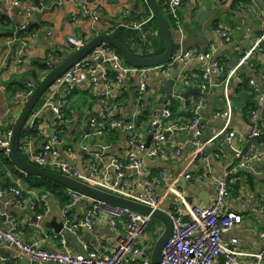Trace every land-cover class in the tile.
Segmentation results:
<instances>
[{"label": "crops", "instance_id": "crops-1", "mask_svg": "<svg viewBox=\"0 0 264 264\" xmlns=\"http://www.w3.org/2000/svg\"><path fill=\"white\" fill-rule=\"evenodd\" d=\"M21 1L36 4L41 9L28 18L10 5V0H0V126L4 128H12L24 106L22 100L14 98L15 93L23 91L29 81L35 85L38 83L28 74L29 70L33 68L36 73L43 75L41 79L46 74L32 63L44 60L54 65L58 56L61 57L59 61L66 58L73 52L68 37H81L88 41L97 34L110 33L116 27H123L120 23L124 21L140 24L150 17V20L143 23L145 26H141L142 30L124 28L137 33L138 40L133 46L137 52L141 45L149 44L151 47L149 36L157 35L151 21L152 13L144 0H46L41 4L40 0ZM81 3L98 12L97 22L73 16ZM179 14L183 24L189 19L199 35L206 29L213 32V41L200 49H213L212 61L225 66V72L221 76L213 74L211 79L218 85L201 94L204 98L202 149L197 151L191 144L189 130H175L171 140L161 146L157 157H144L145 170L150 175H155L158 171L165 175L163 185L155 189L161 209H166L169 213L179 212L184 221H189L192 219V207H205L213 203L216 180L237 161L235 150L253 146L257 157L250 162L248 168L230 177V188L224 199L225 207L240 214L242 220L224 233L223 239L226 241L237 238L235 248L244 254L236 256L238 264H264V259L257 262L254 257L246 255L256 253L264 247V214L255 209L259 202L264 201V154H261L264 151V119L259 117L260 137L249 138L250 111L257 105L258 92L264 90V54H254L247 64L230 72L263 29L264 0H185L179 7ZM26 21L30 34L23 47L21 41L25 33L21 30L18 40L9 33L15 32ZM145 28H152L154 34L143 36ZM218 29L228 33L230 39L225 40L219 35ZM172 31L175 38H178V34L173 29ZM151 49L153 50L152 47ZM204 65L199 60H190L186 65L183 62L176 63L172 71L150 73L137 123L140 141L145 143L149 119L162 111L167 100H170L172 112L169 122H188L189 109L197 94L190 95V103L187 105L182 97H167L162 86L167 76L175 78L186 73L191 78L181 88L174 90V93L199 88V77ZM226 75L229 77L225 78ZM138 81V77L133 76L126 83L128 93L122 111L125 117L133 105V94ZM71 103L78 110H89L93 99L89 95L75 92ZM222 112L228 114L216 116ZM50 121V115L39 119L37 133L28 136L26 147L22 143V153L27 158V146L32 151L38 150L51 133ZM74 132V129H68L61 134L64 142L61 155L73 166L83 169L88 160L80 151L77 142L79 135ZM229 132L234 135L228 140L226 136ZM98 142L111 144L107 154L109 157L121 160L126 157V137L123 133L109 132ZM32 182L26 175L14 172L0 161V226L5 229L10 227L5 213L10 214L18 223L16 234L23 241L37 243L48 250L60 249L61 237L65 238L67 247L73 253H84L85 245L107 254L115 248L119 235L101 216L96 219L92 230L81 228L76 232L64 230L56 234L52 226L61 222V206L51 196L39 193ZM12 188L21 190L20 203H17ZM88 205L87 199L75 201L70 206L72 219L81 220ZM38 214L41 218L37 217ZM153 234L151 231L144 233L140 239V243L149 249V258L161 233L151 242ZM224 260L222 255L219 261L223 263ZM15 262V251L0 241V264ZM21 264L32 263L24 260Z\"/></svg>", "mask_w": 264, "mask_h": 264}, {"label": "built area", "instance_id": "built-area-1", "mask_svg": "<svg viewBox=\"0 0 264 264\" xmlns=\"http://www.w3.org/2000/svg\"><path fill=\"white\" fill-rule=\"evenodd\" d=\"M44 1L46 0H40V4ZM160 1L164 6L172 29L178 34V39L181 41L185 32L179 7L185 0ZM10 5L16 7L21 15L28 18L41 9V6L21 0H10ZM73 16L89 20L92 23L99 19L98 12L89 8L85 3L79 5ZM143 23L124 21L120 25L129 29L142 30L141 25ZM19 28L23 34L25 33L21 41L24 47L30 34L27 21L21 23ZM143 32L145 37L154 34L152 28H145ZM218 33L225 40L230 39L225 31L218 29ZM68 43L74 51L82 47L85 40L81 37L71 36L68 37ZM212 53L213 49L193 48L184 54L177 50L174 51L172 59L168 63L138 68L127 64L112 46L102 44L93 48L85 57L60 75L34 106L26 122L25 132L33 129V127L36 129L38 120L50 115L51 133L42 142L38 150L32 151L27 146L28 160L36 166L126 197L152 209H161L155 189L163 185L165 175L162 171H158L155 175L148 174L145 170L144 157H157L161 146L171 140L175 130H189L191 144L197 151L202 149L203 126L201 121L204 98L201 94L197 95L190 106L189 120L186 123L169 122L172 112L170 100H167L162 111L149 119L147 123V134L152 133V138L148 147H144V143L138 139L137 123L143 107L147 81L151 72L172 71L178 62H183L186 65L190 60H199L205 65L199 77L198 86L202 92H205L210 87L218 85L213 83L211 76L217 73L221 76L225 72V66L212 61ZM254 54H264V26L254 43L242 53L230 72L233 73L247 64ZM138 55H152L150 45L139 46ZM46 65L47 73L55 64L46 62ZM133 76L138 77V87L133 94V105L125 117L122 111L125 96L128 93L126 83ZM227 77L229 75H226L225 78ZM190 78L189 74L181 73L175 77L176 85L177 83L183 85ZM262 80L264 82V74ZM34 88L35 83L29 81L23 91L15 93L14 98L25 103ZM75 92H81L92 97L93 103L89 110H78L71 106L72 95ZM258 93L257 105L250 111L251 131L249 138L255 139L260 137L258 112L264 102V90ZM173 96L180 98L179 94L173 93ZM227 114V112H222L217 113L216 116L222 117ZM68 129H74L79 135V149L88 160L83 169L73 166L61 155L64 146L61 134ZM112 131L123 133L126 137L127 154L123 160L109 157L107 154L111 144H102L97 140ZM11 133L12 128L0 126V148L5 156L9 152ZM233 135V132H229L226 137L229 140ZM28 136L24 133L22 138L25 147L28 143ZM89 136L94 138V142L83 144V141ZM261 154L263 155L264 151ZM234 155L237 161L216 180L215 199L210 206L192 207V219L189 221H184L179 212L169 213L173 221V231L164 245L161 260L157 264H238L236 256L244 254L235 248L238 243L237 238L233 237L225 241L223 236L233 226L239 224L242 217L240 214L227 209L224 199L230 188V177L242 169L248 168L250 162L257 157V153L250 145L243 149H236ZM11 190L17 203H20L21 190L19 188H12ZM68 195L71 200L70 203L61 206L62 231L76 232L81 228L92 230L96 219L101 216L109 223L111 229L119 235L115 248L107 254L85 245L84 253H73L67 247L65 238L61 237L59 240L61 248L48 250L37 243L23 241L16 234L18 226L16 219L5 213L10 227L5 229L0 226V241L15 251L16 262L14 264H21L24 260H28L32 264H152L149 258V249L140 243L141 236L153 223L149 216L88 198L73 190L68 189ZM82 199H87L89 205L84 217L74 221L70 213V206L75 201ZM255 209L264 214V201L259 202ZM40 216L37 215L38 218H41ZM162 229L161 223L155 226L151 242L162 232ZM222 255L225 258L223 263L219 261ZM246 255L254 257L257 262L261 261L264 259V247L256 253Z\"/></svg>", "mask_w": 264, "mask_h": 264}, {"label": "water", "instance_id": "water-1", "mask_svg": "<svg viewBox=\"0 0 264 264\" xmlns=\"http://www.w3.org/2000/svg\"><path fill=\"white\" fill-rule=\"evenodd\" d=\"M145 2L148 5L150 12L152 13V16L155 18L159 31L161 32V35L164 39V51L157 55L140 56L133 53L128 47L122 44L110 33H100L95 35L92 39L85 42L82 47L74 50L66 58L55 63L54 67L49 70L45 74V76L35 85L33 92L25 101L19 116L12 126L10 146L7 157H9L13 165L25 175L47 178L51 181L59 183L69 190L76 191L88 198L120 206L129 211L149 216L153 221L161 223L163 226L162 232L158 239L155 241L150 253L151 263L157 264L161 260V252L164 248V245L167 243L173 231V221L166 209H152L147 205L128 199L126 197L96 188L74 178L62 175L58 172L36 166L27 159L26 154L23 155V153L19 151L20 143L22 142L20 139L21 134L25 129L26 122L32 110L34 109V106L41 99L42 95L46 92L50 85L60 75H62L67 69L73 66L81 58L85 57L93 48L102 44H107L109 46H112L121 55L123 60L130 66L144 68L168 63L172 59L174 51L180 50L181 53L184 54L188 50L193 48H205L211 41H213V32L211 30L206 29L203 31L202 35H199L195 28L191 25L189 19H186L183 24L185 36L180 41L178 38H175L171 27L168 25L165 16L159 8L158 0H145ZM20 33L21 29L17 28L15 32L9 34L13 35L18 40ZM162 89L166 92L167 97H172L174 90L177 89L175 78L172 76H167L163 83ZM179 94L180 97L185 100V104L189 105L190 95H200L202 94V91L200 88H189ZM259 117L261 119H264V102L260 107ZM151 138L152 133L147 134L144 147H148ZM52 227L54 229V232L56 234H59L62 231V222L56 223V225ZM25 263H27V261H25Z\"/></svg>", "mask_w": 264, "mask_h": 264}, {"label": "trees", "instance_id": "trees-1", "mask_svg": "<svg viewBox=\"0 0 264 264\" xmlns=\"http://www.w3.org/2000/svg\"><path fill=\"white\" fill-rule=\"evenodd\" d=\"M144 2H145V0H144ZM158 5H159V8L162 11L163 15L165 16L168 25L171 27L170 20L167 17V15L165 14L164 8H163L164 6L160 0H158ZM147 13H150V12H147ZM151 21L153 23V29L157 30V35L150 36L149 40L151 42V47L153 48L152 55H157V54H160L164 51L165 44H164V39L161 35V32L159 31L157 22L153 16H152ZM131 31L132 30L125 29L124 27H116L115 29L110 31V34L113 35L117 40H119L126 47H128L133 53L138 54L136 49L133 47L136 45L135 41L138 40L137 39L138 35L136 33H134L133 31L132 32ZM135 34H136V36H135ZM85 42H87V41H85ZM60 58H61L60 56L57 57L58 61L60 60ZM32 65H35L36 67L40 68L42 71H45V72L48 70L47 65H46V61H44V60H35L32 63ZM31 69L32 70H29L28 74L31 75V77L33 78L34 81L39 82V80L41 79V77L43 75H39L38 73L35 72V70L33 68H31ZM9 128H11V127H9ZM24 133H25V135H30L32 133L36 134L37 129H35V127H34L33 129L26 130V132H25V130H23L22 134H21V138H20L21 141H22ZM19 151L22 153V142L20 143ZM0 161L2 164L4 163V164L8 165L10 168H12L14 172H16L20 175H22V174L25 175L23 172L19 171L13 165V163L10 161L9 157L5 156L1 152H0ZM26 178L33 180L32 184L35 185V187H37V189H38L37 191L39 193L47 194V195L51 196L52 198H54L58 202V204L60 206H63L65 204L70 203L71 200H70V197L68 195V190L64 186L60 185L59 183H56V182L51 181V180L44 178V177H38V176H33V175H26ZM153 222H156V221H153Z\"/></svg>", "mask_w": 264, "mask_h": 264}, {"label": "rangeland", "instance_id": "rangeland-1", "mask_svg": "<svg viewBox=\"0 0 264 264\" xmlns=\"http://www.w3.org/2000/svg\"><path fill=\"white\" fill-rule=\"evenodd\" d=\"M181 86H183L182 84H180V83H178L177 85H176V88L177 89H179V88H181ZM75 133V135H77V131H75L74 132ZM98 140H100V139H98ZM80 140H79V138H78V140H77V142H79ZM94 142V138L92 137V136H89L86 140H84L83 141V144H91V143H93ZM1 153H2V151H1ZM45 169V168H44ZM158 225V222H153L152 224H150V226H149V228L147 229V231H146V233H148V232H154V228H155V226H157Z\"/></svg>", "mask_w": 264, "mask_h": 264}, {"label": "bare ground", "instance_id": "bare-ground-1", "mask_svg": "<svg viewBox=\"0 0 264 264\" xmlns=\"http://www.w3.org/2000/svg\"><path fill=\"white\" fill-rule=\"evenodd\" d=\"M146 24H147V23H146ZM148 24H149V23H148ZM142 25H143V24H142ZM142 25H141V26H142ZM143 26H145V24H144ZM143 26H142V27H143ZM142 27H141V28H142ZM131 32H132V31H131ZM133 32L135 33V31H133ZM136 34H137V33H136ZM136 34H135V36H136ZM149 37H150V36H149ZM151 39H152V38H151ZM15 101H16V100H15ZM21 105H22V104H21ZM39 125H40V124H39ZM60 174H61V173H60ZM66 189H67V188H66ZM67 190H68V189H67Z\"/></svg>", "mask_w": 264, "mask_h": 264}]
</instances>
